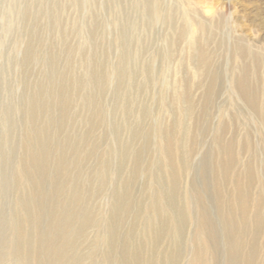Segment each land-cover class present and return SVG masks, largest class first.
<instances>
[{
	"label": "rangeland",
	"instance_id": "obj_1",
	"mask_svg": "<svg viewBox=\"0 0 264 264\" xmlns=\"http://www.w3.org/2000/svg\"><path fill=\"white\" fill-rule=\"evenodd\" d=\"M150 5L159 18L151 17ZM182 29L189 36L180 37ZM194 43L210 55L206 72L198 69ZM255 53L262 55L253 60ZM244 67L258 109L236 88ZM263 105L264 0H0L2 263L18 264L21 240L22 262L41 264L43 255L28 253L31 244L40 246L33 223L39 196L42 230L49 216L64 210L76 214L77 224L83 215L92 218L62 264H192L198 249L206 264H227L215 187L220 182L222 212L239 222L240 232L239 195L249 188L248 251L256 214L264 215V200L258 205L264 197ZM32 130L43 131L50 147L38 187L23 171L31 168L32 149H39ZM168 139L180 175L175 188ZM228 144L236 162L224 178ZM248 167L255 173L250 187ZM199 190L218 227L215 245L202 243ZM120 195L128 196V205L117 221ZM261 231L255 264H264V225ZM71 233L55 243L54 261Z\"/></svg>",
	"mask_w": 264,
	"mask_h": 264
},
{
	"label": "bare ground",
	"instance_id": "obj_2",
	"mask_svg": "<svg viewBox=\"0 0 264 264\" xmlns=\"http://www.w3.org/2000/svg\"><path fill=\"white\" fill-rule=\"evenodd\" d=\"M150 14L153 18H159V13L157 9L150 5ZM186 30L182 29L180 31L179 36L183 37L186 35L189 36V34H186ZM179 37V38H180ZM194 51L197 56V66L199 70H202L203 72L208 71L211 68L210 63V55L207 53V50L203 48L200 45L193 44ZM259 55H262L260 53L253 54V60L259 58ZM261 57V56H260ZM243 74L242 76L237 80L236 82V88L238 92L241 94L242 97L246 100L249 107L252 109H258L259 108V102L257 99V91L254 86H252L248 79H247V70L244 67L243 68ZM124 71L120 69V75H123ZM215 83H216V76L213 75L211 78L210 86H209V92L210 96H212L214 89H215ZM68 99H64V103L61 105V110L63 113L67 112L68 108ZM43 105H41L42 107ZM40 108V102L36 99H34V102L32 104V117L38 116V111ZM262 118L264 120V105L261 108ZM43 131H30L29 137L31 139H34L37 141L38 150L32 149V155L29 156L28 162L29 165H31V168L28 166H24L23 171L26 172V174L30 175L33 179L34 185L36 187L41 185V176L43 174V163L44 161H47V157L49 156V140L47 137L42 136ZM226 151V157L225 160H223L222 163V171L224 178L229 176V171L231 168H233L235 164V155L234 151L232 149V144H228L225 148ZM165 153L168 156L171 164H172V172H171V178H172V186L175 188L177 186V183L179 182V170L175 163V149H174V142L171 139H168L165 146ZM188 149L186 150V157L188 156ZM137 158L140 161L141 160V152L137 154ZM140 165V164H139ZM63 169V166L58 165L57 171L61 172ZM247 177H248V186L250 187L255 179V173L253 172L252 167H248L247 169ZM60 187H57V192L59 191ZM238 188H240L238 186ZM249 188L247 187V190L244 192H241L239 195V210L241 212V221L244 222V228L240 232V224L237 220L234 219L232 215H229V213L222 212V202L224 201L223 197V191L220 182L216 183L215 192H216V200L219 205V216L221 219V226L223 230V234L226 240L227 244V264H255V261L257 259V242H258V233L262 232V226L264 225V215L259 210V212L256 214L255 218V227H254V237L250 242V248L248 251H244V245L246 244L243 241V233L245 230H247V219L248 214L251 206V194L249 192ZM40 193V192H39ZM39 193L37 195H39ZM39 205L38 212L35 214V217H33V223L34 227H36V230H39V236L38 241L40 243V246L36 249V247L31 244L28 246V253L30 257L41 254L39 257L41 258L43 255V260H41V264H62V260L67 259V256L77 243L78 239L83 236V234L86 232L87 228L92 224V218L89 215H83L80 219V222L77 224V216L73 212H70L69 210H64L63 214L59 216L58 218L53 215L49 216L48 224L46 225V229L42 230V222H43V212L41 213V209L43 207V202L41 201V197L38 196ZM195 200L196 203L200 207V215H199V228L202 233V237L206 238L203 239L202 243H204L205 240H208L209 242L213 243L214 245L218 243L219 240V233H218V227L216 226L214 220L212 219L210 213L208 212L206 206H205V195L202 191H197L195 194ZM262 200H264V197H262L261 200H259L258 205L259 209L261 206ZM41 205V206H40ZM128 205V196H119V201L116 204L114 210H113V217L118 221L119 218V212L120 208H123L124 206ZM41 207V208H40ZM40 209V210H39ZM183 218V217H182ZM186 222V221H185ZM72 231V235L66 238L62 246L59 248V259L57 261H54L51 256L50 252L57 249V246L55 245L56 242L61 240L64 237L65 232ZM21 236H23L22 230H20ZM111 234V241L110 246L111 248L115 247L116 238H117V228L116 225L113 224V226L110 229ZM43 242V245L42 243ZM41 249H44V253L41 252ZM22 250L23 245L21 240L18 241V244L16 246V255L18 257V264H24L21 260L22 258ZM197 250L196 254L194 255L195 258H193L192 264H206L205 263V257L203 250L199 251ZM123 253H126V250H123ZM134 259L137 257L134 256ZM6 260V256L0 251V264H3ZM128 261V260H127ZM125 259L123 261L124 264H129ZM78 262V259L77 261ZM30 264V262L28 263Z\"/></svg>",
	"mask_w": 264,
	"mask_h": 264
}]
</instances>
